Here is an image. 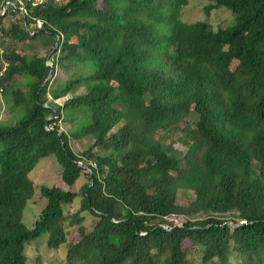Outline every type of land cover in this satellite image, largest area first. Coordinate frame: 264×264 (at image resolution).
I'll return each mask as SVG.
<instances>
[{
	"label": "trees",
	"instance_id": "obj_1",
	"mask_svg": "<svg viewBox=\"0 0 264 264\" xmlns=\"http://www.w3.org/2000/svg\"><path fill=\"white\" fill-rule=\"evenodd\" d=\"M188 1L23 0L29 15H0V95L26 109L15 125L0 119V264H29L47 235L66 264H264V0H196L207 16L232 12L225 30L186 23ZM41 34L67 74L53 85L27 46ZM49 157L61 175L38 191L31 174ZM38 192L46 205L29 228Z\"/></svg>",
	"mask_w": 264,
	"mask_h": 264
},
{
	"label": "rangeland",
	"instance_id": "obj_2",
	"mask_svg": "<svg viewBox=\"0 0 264 264\" xmlns=\"http://www.w3.org/2000/svg\"><path fill=\"white\" fill-rule=\"evenodd\" d=\"M192 1L193 2H191L188 7L183 9L184 10L183 19L186 23L192 24V23H196L199 21H207V22H210L214 28L221 29V30H225L228 27L233 26L235 24V18H234V15L232 14V12H230L228 10H221V11L215 10V11H212L210 17L208 18V16L205 14L204 7L209 2L203 1L201 3V1H196V0H192ZM199 3H201V4H199ZM1 12L2 13L8 12V14H9V10L6 11L5 8L2 9ZM8 19L9 20L10 19L11 20L16 19V21H18L19 16L16 17V16L11 15V16H9ZM44 37L45 36L41 34L37 38V41H36L37 43L33 44V43L29 42L28 46H29V44L31 47L35 46L36 52L41 54L42 56L46 57L45 64L47 66L48 63L51 61V58L49 57V55H52L53 51L55 50L54 49L55 45L53 48H52V45H47L45 47H47L48 50L44 49V51H42V47H37V46H40V45L43 46V38ZM41 41H42V44H41ZM13 43L14 42H12V44H10V45H13ZM19 47L23 48L22 44H20ZM47 51H51V52L48 55H46ZM36 52L32 51L30 53V55H35ZM53 77L55 78L56 81H64L67 78V74L61 68L56 67ZM17 82H18L17 84L24 85V87H25V86H27L28 83L32 82V78H30L29 76H26L22 79H19ZM51 85H53V80L51 82ZM81 91H84V89L82 88ZM12 96H13L12 94L6 96L5 111L0 110V119H4V121L1 120L2 125H8V126L15 125V123L17 121H19L20 119H22L26 114V109L23 106H19V108L15 107L14 97H12ZM47 96H48V101L49 102L52 101L51 96H49L48 94H47ZM65 100H67V99H61V100L59 99L57 101L58 105L62 104ZM63 123L64 124H61L62 125L61 126V132L66 133V131H68V129H69V125H67L65 123V119H64ZM89 142H90L89 137L80 139L79 141H72L73 151L79 152V153L84 151L88 147ZM1 173H2V167L0 165V174ZM60 175H61L60 169L58 168L56 161L54 160V158L49 157L47 159L42 160L38 164L35 172H33L31 174V179L36 183L38 191H40L42 187H51L55 182H58ZM87 181H88V179L86 177H83V179L78 184L75 192L80 194L82 186L84 184H86ZM191 197H192L191 192L183 191V190L178 191V202L180 204H186L191 199ZM80 200L81 199L79 198L76 201V203L73 207L74 210L78 209ZM45 205H46V203L42 201L41 196H40V192H38L36 194L35 201L28 205V208L25 212L24 224L27 227H29V228L35 227L36 222L39 220V217H40L42 210L45 208ZM68 209L69 208L67 206L64 208L65 213L68 212ZM88 217H89V220L85 224V231L86 232H89L91 230V226H92L91 217L90 216H88ZM166 228H167V230L168 229L171 230L170 227H166ZM77 230H78L77 227H75V228L70 227L69 228L68 233H67V242L68 243L72 240L74 235L77 233ZM48 239H49V237L47 235L42 239V241L38 245H36V246L31 245V247L28 248L27 255H29V258H30L29 264H66V262H65L66 248L62 247L57 251L50 250L47 248L48 247L47 246ZM188 246H189V243L187 241H185L184 248L186 249Z\"/></svg>",
	"mask_w": 264,
	"mask_h": 264
},
{
	"label": "bare ground",
	"instance_id": "obj_3",
	"mask_svg": "<svg viewBox=\"0 0 264 264\" xmlns=\"http://www.w3.org/2000/svg\"><path fill=\"white\" fill-rule=\"evenodd\" d=\"M18 2H19V5H20V6H19V7H15V11H20L21 14H22L23 16H24V15L26 16L28 13H27L26 7L22 5V3H24L23 0H18ZM188 2H193V1H188ZM202 2H203V1H201V3H202ZM34 3H38V0H34ZM201 3H199V4H201ZM11 5L16 6V3H15V2H11ZM201 7H202V6H201ZM181 8H182V7H181ZM204 9H206V8L204 7ZM205 14H206V13H205ZM28 15H29V14H28ZM206 15H207V14H206ZM18 16H19V14H18ZM18 16H16V17H18ZM209 17H210V16H208V18H209ZM2 18H3V17H2ZM22 18H23V17H22ZM27 19H28V18H27ZM233 19H234V18H233ZM38 20H39V19H36V23H34V24H35L34 27H38ZM41 20H42V19H41ZM14 21H15V20H14ZM29 21H30V20H29ZM27 22H28V21H27ZM12 23H13V22H12ZM42 23H43V21H42ZM18 24H19V23H18ZM28 24H30V23L28 22ZM4 25H5V24H4ZM28 26H29V25H28ZM31 27H32V26H31ZM217 27H218V26H217ZM218 28H219V27H218ZM35 30H36V29H35ZM22 32H23V31H22ZM35 33H36V32H35ZM10 39H11V38H10ZM10 39H9V40H10ZM36 41H37V40H36ZM36 41H35V42H36ZM19 42H21V41H19ZM35 42H34L33 44H35ZM5 43H6V42H5ZM24 43H25V42H24ZM26 43H27V41H26ZM28 43H29V42H28ZM11 44H12V42H11ZM13 44H15V43H13ZM39 44H40V43H39ZM41 44H42V41H41ZM2 45H3V44H2ZM2 45L0 44V46H2ZM7 45H8V44H7ZM9 45H10V44H9ZM22 46H23V45H22ZM27 46H28V45H27ZM29 46H30V44H29ZM29 46H28V47H29ZM33 46H34V45H33ZM25 47H26V46H25ZM30 47H31V46H30ZM34 47H35V46H34ZM34 47H32V50H33ZM23 48H24V47H23ZM52 48H53V47H52ZM10 49H11V48H10ZM15 49H16V48H15ZM46 49H47V48H46ZM5 50H6V49H5ZM18 50H19V49H18ZM26 50H29V49H26ZM26 50H25V51H26ZM47 50H48V49H47ZM1 51H2V50H1ZM19 51H20V50H19ZM59 51H60V50H59ZM23 52H24V51H23ZM24 53H25V52H24ZM46 53H47V52H46ZM25 54H27V53H25ZM53 54H54V52H53ZM26 56H27V55H26ZM34 56H35V55H34ZM55 56H56V55H55ZM0 57H1V56H0ZM3 57H5V56H3ZM32 57H33V55H32ZM29 58H30V57H29ZM30 59H31V58H30ZM57 60H58V59H57ZM0 61H1V60H0ZM3 63H4V62H3ZM10 63H11V62H10ZM59 63H60V62H59ZM4 64H5V63H4ZM0 65H1V64H0ZM59 65H60V64H59ZM10 66H11V65H10ZM10 66H9V67H10ZM7 67H8V66H7ZM48 69H49V68H48ZM0 70H1V69H0ZM6 74H7V73H6ZM3 76H4V75H3ZM5 76H6V75H5ZM22 77H23V76H22ZM25 77H26V76H25ZM19 78H20V77H19ZM4 79L6 80V78H4ZM4 82H6V81H4ZM4 82H3V83H4ZM8 83H9V82H8ZM16 83H18V82H16ZM16 83H15V84H16ZM19 83H20V82H19ZM21 83H22V82H21ZM11 84H12V83H11ZM25 84H26V83H25ZM45 84H46V83H45ZM47 84H48V83H47ZM47 84H46V86H47ZM2 85H3V84H2ZM2 85H1V86H2ZM16 85L18 86L19 84H16ZM4 87H5V86H4ZM8 87H9V86H8ZM12 87H14V85H12ZM23 87H24V85H23ZM10 88H11V87H10ZM10 88H8V89H9L8 91H12ZM21 88H22V87H21ZM21 88H19V89H21ZM43 88H44V87H43ZM43 88H42V89H43ZM12 89H14V88H12ZM19 89H18V90H19ZM22 89H23V88H22ZM45 89H46V88H45ZM5 90H6V87H5ZM18 90H17V91H18ZM43 90H44V89H43ZM3 91H4V90H3ZM19 91H20V90H19ZM21 91H22V90H21ZM26 91H27V90H26ZM29 91H30V90H29ZM29 91H28V92H29ZM12 92H13V91H12ZM15 92H16V91H15ZM6 93H7V90H6V92H4V94H6ZM13 93H14V92H13ZM13 93L10 92L9 94H12V95H13ZM23 93H25V91H24ZM26 93H27V92H26ZM14 94H17V92L14 93ZM19 95H20V92H19ZM12 97H15V96L13 95ZM19 97H20V96H19ZM32 97H33V96H32ZM32 97H31V98H32ZM20 98H25V97H20ZM20 98H18V99L20 100ZM18 99H17V100H18ZM32 99H33V98H32ZM22 100H23V99H22ZM78 141H79V140H78ZM71 145H72V144H71ZM71 147H72V146H71Z\"/></svg>",
	"mask_w": 264,
	"mask_h": 264
},
{
	"label": "clouds",
	"instance_id": "obj_4",
	"mask_svg": "<svg viewBox=\"0 0 264 264\" xmlns=\"http://www.w3.org/2000/svg\"><path fill=\"white\" fill-rule=\"evenodd\" d=\"M4 1H10V2H14V1H17V0H2V2H4ZM22 5L23 6H25V7H27V5L26 4H23L22 3ZM9 14H8V12H6V13H0V15H2V16H7V18L6 19H8L9 18V16H11V15H14V16H17L16 14L17 13H20L21 14V12L20 11H15V7L13 6V5H10L9 6ZM9 23V22H8ZM42 25H43V23H42ZM27 26V25H26ZM27 28L30 30V28L27 26ZM32 29H33V27H31ZM39 29V28H42V26L41 27H34V29ZM33 34H36V33H33ZM2 53V54H1ZM5 53H3L2 51H0V55H4ZM50 58H51V61L49 62L50 64H52L53 65V57L50 55L49 56ZM56 69V68H55ZM54 73H55V71H54ZM68 97H66V98H64V99H67Z\"/></svg>",
	"mask_w": 264,
	"mask_h": 264
},
{
	"label": "crops",
	"instance_id": "obj_5",
	"mask_svg": "<svg viewBox=\"0 0 264 264\" xmlns=\"http://www.w3.org/2000/svg\"><path fill=\"white\" fill-rule=\"evenodd\" d=\"M12 16H14V15H12ZM6 20H7V22H11L12 20H13V21L15 20L14 22H17L16 19H12V20H11V19H10V20H9V19H6ZM9 44H10V43H9ZM1 50H2L3 53L6 52L5 47H3V46H0V51H1ZM3 62H4L5 64H4ZM1 63H2V65L4 66V67H3L4 70L7 69V66H9V63H8L7 61H2ZM1 73H2V71L0 72V74H1ZM4 103H5V102H4V98L2 97V95H0V110H3V111L5 110Z\"/></svg>",
	"mask_w": 264,
	"mask_h": 264
},
{
	"label": "built area",
	"instance_id": "obj_6",
	"mask_svg": "<svg viewBox=\"0 0 264 264\" xmlns=\"http://www.w3.org/2000/svg\"><path fill=\"white\" fill-rule=\"evenodd\" d=\"M11 5V2L10 1H4V2H2V0H0V13H2L1 12V10L2 9H6V11L9 9V6ZM38 26L39 27H41L42 26V20L41 19H39L38 20ZM2 54V53H1ZM6 70V69H5ZM3 75V72L0 74V76H2ZM2 89H0V93H2ZM241 222H243V221H241Z\"/></svg>",
	"mask_w": 264,
	"mask_h": 264
},
{
	"label": "water",
	"instance_id": "obj_7",
	"mask_svg": "<svg viewBox=\"0 0 264 264\" xmlns=\"http://www.w3.org/2000/svg\"><path fill=\"white\" fill-rule=\"evenodd\" d=\"M58 39H59V37H58ZM56 47H57V44L55 45L54 49H55ZM49 56H50V55H49ZM47 66L50 67V74H49V76H48V78H47L46 81H49V80L52 79V77H53V75H54L55 68H54L53 65L50 64V63H48ZM44 106H47V105H44ZM47 107H48V106H47ZM61 133H62V132L58 131V132H57V135H58L59 137H61ZM231 224H232V223H231ZM232 225H233L234 227L239 226V224H232ZM163 228L167 229L166 227H163ZM168 230H169V229H168Z\"/></svg>",
	"mask_w": 264,
	"mask_h": 264
}]
</instances>
